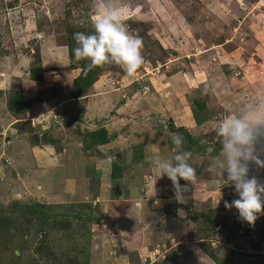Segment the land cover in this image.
Returning a JSON list of instances; mask_svg holds the SVG:
<instances>
[{
	"label": "rangeland",
	"instance_id": "1",
	"mask_svg": "<svg viewBox=\"0 0 264 264\" xmlns=\"http://www.w3.org/2000/svg\"><path fill=\"white\" fill-rule=\"evenodd\" d=\"M257 1L121 0L130 6L129 31L143 39L145 64L132 76L121 65L105 64L88 87L87 107L104 97L108 111L99 121L93 114L86 121V99L65 102L80 69H71L63 18L89 28L95 0H0V264H10L14 250L18 264H113L122 244L144 247L142 252L159 244L149 264L166 258L165 264H264V214L249 225L235 208H225L238 195L227 173L209 172L211 158L201 147L217 149L223 119L264 107V1L259 8ZM55 47L63 54L52 55ZM37 66L41 81L30 79ZM170 75L179 79L162 91ZM19 95L37 102L24 113L12 112L9 102ZM195 99L210 115L200 125L191 111ZM58 102L72 124L40 117ZM125 103L134 109L124 116L128 125L120 121ZM100 129L115 146L91 141L88 134ZM171 133L197 141L189 151L197 181L189 185L186 202L172 195L165 207V195L175 193L167 176H156L155 161L177 151ZM144 143L147 160L136 161ZM183 148L188 150L186 142ZM257 151L264 159V128ZM249 167V175L264 182V168ZM75 181L83 193H76ZM35 204L44 206L43 213ZM104 220L113 234L97 227ZM225 226L237 241H226L231 230Z\"/></svg>",
	"mask_w": 264,
	"mask_h": 264
},
{
	"label": "clouds",
	"instance_id": "2",
	"mask_svg": "<svg viewBox=\"0 0 264 264\" xmlns=\"http://www.w3.org/2000/svg\"><path fill=\"white\" fill-rule=\"evenodd\" d=\"M94 7V31L91 34H73L78 45L72 49L75 59L90 61L84 69L85 74L94 67L115 63L123 66L129 76L134 75L145 64V59L142 37L130 32L125 23L130 6L121 0H95ZM261 128H264V107L258 106L244 115L223 119L217 128L222 158L212 156L208 169L217 176L223 177L227 173V181L234 185L238 198L231 203L225 201L224 206L235 208L239 218L249 225H254L258 216L264 214V182L255 175H249L250 165L264 168L262 154L257 151ZM169 139L177 151L171 159L157 158L155 174L158 178L167 176L172 182L175 199L184 203L189 185L197 181V170L189 163L192 153L184 150L183 136L171 133ZM214 150L209 146L206 152L211 154ZM180 180L187 183L181 185Z\"/></svg>",
	"mask_w": 264,
	"mask_h": 264
},
{
	"label": "trees",
	"instance_id": "3",
	"mask_svg": "<svg viewBox=\"0 0 264 264\" xmlns=\"http://www.w3.org/2000/svg\"><path fill=\"white\" fill-rule=\"evenodd\" d=\"M67 16H71V12L68 11V13H66ZM64 24L66 25V43L65 46L67 48V57L70 61H74L75 65L72 66L71 65V69H80V73L78 74L77 77H75L73 79L72 82V89L70 90L68 96L71 99L79 100V99H85L89 93H87L88 91V87L90 85H92L96 80L97 77L99 75V73L102 71V67H94L92 68L90 71H87V73L85 74L84 69L87 67L88 63H90V61H88L87 59H83V60H76L74 53L72 52V49H74L75 47H77L78 45L76 44L75 40L73 39V34L76 32H83L85 34H91L94 31L93 28V22L90 20L89 23V28L84 29L83 27H79L77 25H75V23H73V21L71 20V18H63ZM30 79L33 81H41L42 80V69L41 67L37 66V68H35L32 72H30ZM37 102V100L33 99L32 102H23L21 96L19 95L17 98L12 99L9 102V108L10 111L12 112H16L18 111L19 113H24L26 111V108H28L32 103ZM15 103L17 104V106L15 105ZM21 105V106H20ZM191 111H192V115L194 117V120L196 122V124L200 125L201 123L205 122L208 120V118L210 117V115L208 114V109L205 105L204 102H200L199 100H193L192 104H191ZM79 121V120H77ZM176 131H184L182 128H177ZM88 136L91 138V141L93 143H96L97 146H102V145H106L107 143H110L112 140L111 137H107L106 136V132L104 129H100L97 132H91L88 134ZM184 143L186 142L187 145V151H192L194 149V145L197 143L196 140H194L190 135H188L187 133L184 136ZM221 141V140H220ZM217 142V149L214 150V152H212L211 154L206 152V148H208L209 146H201L204 151L207 153L208 157H212V156H216L218 155L219 151L221 150V142ZM91 143V144H93ZM91 144H87L86 148L88 149L89 146ZM136 161H141L142 162V155L140 158H138V160ZM138 162V163H139ZM34 207L37 209L39 208V210L43 213L41 207H44L42 204H35ZM44 217L43 220L44 221H49V216H42ZM86 220L91 221V217L90 215L86 216ZM225 228H227V230H231L230 227L228 228V226H225ZM241 231L244 230V228L240 229ZM247 233L252 234V232H249V230L247 231ZM242 235H245L242 233ZM227 242H235V240L237 241L239 238L237 236H235L234 233H232V230L229 231V233L227 234V237L225 238ZM20 253L19 250L13 252L11 258L9 260H11L10 264H18L19 263V258L20 255L18 254ZM212 257V256H211ZM214 258V257H213ZM215 259V258H214ZM167 258L163 260V264H165L167 262ZM154 264V263H152ZM173 264H177V262H174Z\"/></svg>",
	"mask_w": 264,
	"mask_h": 264
},
{
	"label": "crops",
	"instance_id": "4",
	"mask_svg": "<svg viewBox=\"0 0 264 264\" xmlns=\"http://www.w3.org/2000/svg\"><path fill=\"white\" fill-rule=\"evenodd\" d=\"M262 1H264V0H258L257 2V8H259V7H261L262 6V4H260ZM254 9H255V7L253 8V11H254ZM62 50H61V48H59V47H55L54 48V50L52 51V55H58V54H63V52H61ZM160 76V75H159ZM177 79H179V76L178 75H170V78H166L165 79V81H164V84H166V86L165 87H163L162 88V91H167V83H169V81H175V82H177ZM153 83V82H152ZM169 88V87H168ZM172 91V90H171ZM171 91H170V93H171ZM113 93H116V92H112V95H110L112 98H114L115 96H116V94H113ZM158 93V92H157ZM159 96H162L161 95V93H159ZM112 98H110V100H113ZM87 101H86V104L84 105V111H83V114H84V119L86 120V121H90V120H92L91 118H89V117H91L92 116V114L93 115H96V119L99 121L100 119H102L101 118V116L104 114L105 115V113L108 111V108H107V105L105 106L104 105V100H105V98L103 97H98V102H95V103H91L88 107H87V105L90 103V101H92V97H91V95H88L86 98H85ZM85 99H82V100H85ZM103 100V101H102ZM75 102V100L74 99H71L70 97L68 98V100H65V102ZM105 104H108V103H105ZM131 103H125L123 106H121L120 107V109H119V111L121 112V113H123L122 115V117L120 118V121L122 122V123H127L126 125H128V122L126 121V118L124 117V116H127V115H129L128 113L130 112V113H132L133 111H134V109H131L130 108V105ZM34 106V105H33ZM41 105H39V104H35V107L33 108V109H35V111H39L41 108ZM62 106H63V103H55L54 105L52 104V105H50L49 106V109L47 108L46 109V111H45V114H43L42 113V115H40V117H49V118H51V117H53L54 119V121H55V123H59V124H61V122L63 123V121H64V123L65 124H72V122H73V120H67V119H65L64 118V115H63V113L64 112H66L67 114L69 113V112H67V110L66 109H64V108H62ZM39 107V108H38ZM111 113H112V111H111ZM113 114V113H112ZM51 116V117H50ZM89 116V117H88ZM114 118V117H113ZM42 119V118H41ZM128 119V118H127ZM130 123V122H129ZM119 127V126H118ZM116 141V140H115ZM115 141H111L110 143H107L106 145H102L101 147H103V148H105V147H108V146H110V145H113V146H115ZM99 147V146H98ZM147 143H144V144H142V161L143 162H145L146 160H147V155H148V153L149 152H147ZM150 151V150H149ZM138 175V174H137ZM138 179V181H139V176H137V178H136V180ZM140 180H141V177H140ZM137 181V182H138ZM144 184L145 183H148V182H146L145 181V177H144ZM83 189H85V187L81 184H79L77 181H75V185H74V190L76 191V193H83ZM80 191V192H79ZM138 191V189H135V193H138L137 192ZM80 193V194H81ZM104 193V190L103 191H101L100 190V196L102 195ZM168 193H170V192H168ZM167 193V195H165L166 197H168V199L167 200H165V202H164V205H165V207H168L169 205H171V202H170V204H169V201H171V199H169V198H171L172 197V195H174L175 196V194H168ZM98 199H100V197L98 198ZM176 200V199H175ZM130 203H133L134 204V201L132 202V201H130V200H128ZM141 203V202H140ZM156 202H153V204H155ZM153 204L151 205L152 207H154L153 206ZM157 206H158V204H157ZM156 206V207H157ZM172 207H174V206H172ZM180 208L178 207L177 208V210H179ZM164 214H165V212H164ZM176 218V217H175ZM104 224L102 225V222L101 221H99L98 222V226L97 225H95V226H97L98 228H100L101 229V231H105V232H112V234L114 233V231H115V229L114 228H112V226H111V228L108 226V222H106L105 220H104V222H103ZM101 224V225H100ZM102 229H104V230H102ZM113 236H115V237H117L118 236V234L117 233H115V235H113ZM165 244V242H162V245H164ZM156 246H158V247H160L159 246V244H157ZM156 246H154V247H148L147 248V251L145 250V251H141L142 250V248H144V247H140V248H135V250H130V248L128 247V246H126V244L124 245V244H122V245H120V247L118 248H116L115 250V252H116V254H114V257H113V264H132V263H136V264H142V263H144L145 261H146V263L147 264H149V262L146 260V259H149L150 257H151V253H152V250H154V248L156 247ZM172 248H173V246H172ZM172 248H170V249H168V248H166V251H170V250H172ZM130 251L131 252H133L132 253V258H134L133 260H132V262L131 261H126L127 259H130L129 258V253H130ZM134 254V255H133ZM143 254H146V255H143ZM140 260V261H139ZM150 263H153V262H150Z\"/></svg>",
	"mask_w": 264,
	"mask_h": 264
}]
</instances>
